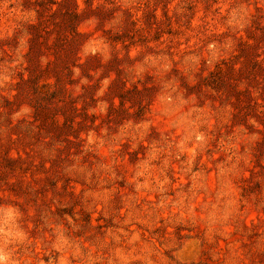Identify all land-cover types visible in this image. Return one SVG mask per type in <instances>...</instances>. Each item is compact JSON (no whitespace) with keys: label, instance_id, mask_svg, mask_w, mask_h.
I'll return each mask as SVG.
<instances>
[{"label":"rangeland","instance_id":"rangeland-1","mask_svg":"<svg viewBox=\"0 0 264 264\" xmlns=\"http://www.w3.org/2000/svg\"><path fill=\"white\" fill-rule=\"evenodd\" d=\"M0 264H264V0H0Z\"/></svg>","mask_w":264,"mask_h":264}]
</instances>
